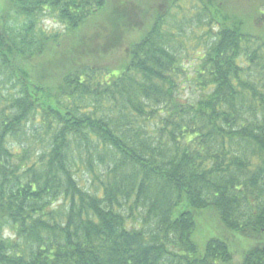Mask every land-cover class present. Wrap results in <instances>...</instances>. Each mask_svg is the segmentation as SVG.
<instances>
[{"label":"trees","instance_id":"trees-1","mask_svg":"<svg viewBox=\"0 0 264 264\" xmlns=\"http://www.w3.org/2000/svg\"><path fill=\"white\" fill-rule=\"evenodd\" d=\"M3 2L0 264H264V0Z\"/></svg>","mask_w":264,"mask_h":264},{"label":"rangeland","instance_id":"rangeland-1","mask_svg":"<svg viewBox=\"0 0 264 264\" xmlns=\"http://www.w3.org/2000/svg\"><path fill=\"white\" fill-rule=\"evenodd\" d=\"M3 6H4V2H3V0H0V10L3 8ZM88 24H87V26H88ZM42 27L47 31L51 30L53 33H57V34H60L63 31V27L61 25H58L56 23H52L49 21H45L43 23ZM88 34H90V33H88ZM123 51L124 50H122V49H118L117 51L108 54V56L106 58L100 60L99 63H101L103 65H108L111 68H115L118 66V62L121 60V58H123ZM195 222H196V229H195L194 234L192 236V240L196 244L198 249L202 252L205 248L206 243L209 240L215 239V238H217L216 236H221V235L219 232H214L213 231L214 229L211 227V225L206 220H204V222L207 225H205L203 227L200 226L199 229H197L198 224H199L197 217L195 219ZM225 233L228 234L230 237V241L227 244H228L230 252L234 256V264H238L237 259H239L240 261L242 260L244 251H245L246 247L248 246V244H245L243 242L244 240H242L238 236L227 233L226 231H225Z\"/></svg>","mask_w":264,"mask_h":264}]
</instances>
